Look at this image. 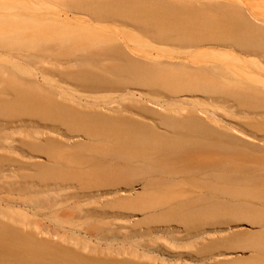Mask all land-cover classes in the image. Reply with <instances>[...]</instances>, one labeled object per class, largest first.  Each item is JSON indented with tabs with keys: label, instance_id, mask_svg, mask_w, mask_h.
<instances>
[{
	"label": "bare ground",
	"instance_id": "1",
	"mask_svg": "<svg viewBox=\"0 0 264 264\" xmlns=\"http://www.w3.org/2000/svg\"><path fill=\"white\" fill-rule=\"evenodd\" d=\"M69 4L68 7L82 10L72 11L75 13H71L73 16L64 15L65 19L74 21L70 24L94 28L88 23L91 21L96 31L99 28L102 32L112 31L116 34L115 28L124 31L128 28L138 35L147 36L149 42L146 43L155 54L144 60L138 56L137 59L130 58L126 55V49L127 53L122 51L124 46L121 48L120 41H116L117 36L113 38L109 33L104 35L102 41L86 45L82 56L69 60L61 61L53 55L34 58L35 55L31 53L0 51V62L9 63L25 76L20 84L6 88L2 86L9 99L0 100V109H11L10 102L14 109L43 107L46 117L40 119L52 123L56 130L47 129L49 131L44 135L57 138L63 147L76 145L89 152L78 163L74 162L76 169L72 165L71 172H76V177L89 176L93 173L91 170L100 167L107 169L108 173L117 167L141 173L138 183L99 191L101 195L98 201H88L81 206L83 209L88 208L107 218V207L123 210L124 206L129 205L127 203L139 196L138 192L143 194L148 190L149 193L152 187L150 193H169L175 198L162 212L182 210L185 203L194 197H209L207 191H200L195 184L200 181L206 185L212 184L211 179L221 174L220 170H225L229 163L225 161L207 169L202 168V172H196L195 177L185 179L191 172L173 160L193 162L199 155H180L177 152L179 145L170 144L172 139L178 140L186 135L216 134L232 143L237 137L235 134H238L254 146L264 149V136L255 140L242 129L244 115L258 116L264 123V28L253 25L240 6L219 0H69ZM194 26L206 35L195 42L188 35ZM210 30L211 33L207 34ZM198 47L220 54L227 63L204 68L189 66V53ZM170 48L172 51L168 54ZM128 54H131L130 50ZM193 79L201 80V85L191 92L182 91L181 87H169L179 81ZM258 83H262L263 87L258 88ZM182 92L188 93V96ZM2 96L5 95L0 94V98H4ZM237 112L242 114L238 115ZM90 123L106 129L97 135L92 132L94 128ZM8 124L11 126L9 129H20L25 122L19 118L8 120ZM98 137L115 148H97L94 141ZM109 141L115 142V145ZM137 143L148 147L137 148L134 146ZM25 166L28 169L32 166L36 173L41 172L37 178L45 183L44 188L63 191L60 187L65 173L41 163L31 166L26 163ZM83 170L87 171L83 173ZM154 176L163 180L161 184H156L161 190L154 188ZM49 182L50 185H46ZM217 200L214 207L218 209L247 212L252 206L264 212V201L260 199L256 204L246 198L235 199L231 195ZM23 213L38 216L31 209ZM128 217L117 222L116 228L119 227L121 231H141L139 222H133L131 214ZM149 217H156V212H152ZM183 221L184 225L178 228V235L186 237L187 244L182 247L197 252V246L200 245L197 241L216 236L218 239H211L209 248L218 250L224 248L233 232L242 229L239 224H232L231 217L199 226L195 219L179 220L181 223ZM263 222L254 223L259 225L260 236L248 247L251 253L264 252ZM24 227V224L19 223V226L9 230L0 224V257L18 264H77L78 260L101 264L104 259L109 264H137L140 263L139 259H144L143 264H182L170 256L168 260L162 258L161 254L159 258L151 256L150 252L156 251L150 248L138 250L140 243H128V236L105 238L96 235L93 241L87 233L78 235L71 232V236H68L35 229L26 233ZM156 240V246L166 251L173 247L182 248L171 244L178 241L174 237L167 245L163 238L157 236ZM259 240L261 243H256ZM225 252H228L227 249ZM211 254L215 257L230 255L223 251Z\"/></svg>",
	"mask_w": 264,
	"mask_h": 264
},
{
	"label": "rangeland",
	"instance_id": "2",
	"mask_svg": "<svg viewBox=\"0 0 264 264\" xmlns=\"http://www.w3.org/2000/svg\"><path fill=\"white\" fill-rule=\"evenodd\" d=\"M219 1L240 6L245 10V15L253 25L258 28H264V0ZM67 4H69V0H0V51H11L22 54L31 53L35 55L34 58L41 55H53L61 61L69 60L82 56L86 45L102 41L105 37L104 35L109 33L111 37L117 36L115 37L116 41L117 39L120 41L118 43L121 45V48L124 46L122 51L125 52L126 49L129 53L130 50L131 54L125 52L127 56H131L130 58L137 59L141 57L144 60L145 57L155 56L147 45L149 38L138 35L137 32L130 31L128 28L125 29L127 31H124L122 28L114 27L116 32H118L116 34L112 31L108 33L102 32L97 27L96 29L99 31H96L91 21L88 23L94 28H83L78 27L76 24H70L74 23V21L68 18L65 19L64 15L73 16L71 13L74 12L72 11H79V9L68 7ZM69 6L72 5L69 4ZM68 10L71 11L68 12ZM79 12H82V10ZM80 16L88 19L85 15ZM208 33H211V30ZM188 35L194 42L206 36L195 26L190 29ZM170 51H172L171 48L168 50V54ZM189 57V66L197 68L222 65L221 62L227 63L223 56L210 52L205 47H198L191 51ZM174 61L176 62V60ZM26 67L29 66L26 65ZM24 78L25 76L12 65L0 62V90L2 86L6 88L7 86L12 87L20 84L19 82ZM200 81L199 79L179 81L169 85V87H181L183 88L182 91L190 90L191 92L192 90H196L198 85H201ZM256 86L262 88L263 84L258 83ZM3 87L0 94L5 96H2L4 98H0V100L7 101L9 97L7 98ZM182 94L188 96L186 92H182ZM11 104L10 102L9 108L11 109H7V111L0 109L1 225H5L10 230L11 227L19 226V223H22L25 225V232L35 229L48 232L55 231L59 235L68 236H71V232L78 235L87 233L92 236L91 240L93 241H95L94 236L96 235L105 238H110L113 235L118 237L128 236L130 237V240L128 239L127 241L128 243H140L137 246L138 250L150 248L156 251L150 252L151 256L159 258V254H161L165 260H168L170 256V258H173V260L177 259L182 264H264V252L254 254L248 248L252 245L253 241H256L257 236H260L258 233L259 225L254 223L264 220V212H259L252 206H250V211L247 212L244 210L233 211L214 207L217 204L216 202H218L217 198L228 197L229 195L235 196V199L238 200L246 198L252 204L259 203V199L264 201L263 148L254 146L248 139L238 134H235L237 137L234 138V142L232 143L225 141L216 134L207 136L186 135V137L178 140L172 139L170 144L175 143L179 145V151L177 152H180V155L190 153L199 155L197 160L193 162L186 161L183 162L184 164L177 161V158V160H173L177 165L186 166L191 172L189 177H184L185 179L195 177V173L202 172L200 171L202 168L207 169L212 165H220L225 161L229 163L225 170H220L221 174H217L214 179H211L212 184L206 185L202 181L195 184L200 191H207L209 197H194L190 199V202L185 203L182 210L162 212L161 210L166 208L175 198L169 193H160L158 191L150 193L151 189L153 190L152 187L149 193L148 190L143 194L138 192L139 196L134 201L127 203L129 204L127 205L128 207L124 206L123 210L121 208L118 211L115 208L107 207L106 209L109 213L106 218L103 215L93 213L88 208L83 209L82 207L88 201H98V196L101 195L99 191L138 183L142 176L139 178L138 175L141 173L138 174V171L134 173L136 170H130L126 167H117L108 173L107 169L100 167L96 170H91L93 173L89 176L76 177L77 173L71 172L73 171L72 165H74V162L78 163L82 157L88 156L89 152L76 145L73 147H63L58 143L57 138L54 139L55 137L44 135L45 132L49 130L53 131L55 128L52 126V123L40 119L46 117V111L43 107H38L39 109L28 107L29 110H21L19 108L14 109V105L13 108ZM237 114L240 115L242 113L237 112ZM18 117L25 122V125L20 129H9L11 126L10 124L7 125L8 120H18ZM242 117L245 119L243 123L244 127H242L244 133L255 140L264 136V123L258 116L244 115ZM90 124L94 128L92 132L97 135L101 134V130L106 129L93 123ZM65 131L66 129L63 130V133ZM237 138H241L242 140ZM95 140L97 141H94V145L99 149L115 148L106 141H102L100 137L95 138ZM109 142L115 145V142ZM134 146L137 148L148 147L138 143ZM118 150L128 151L119 148ZM26 163H29L30 166L34 163H41L45 167L56 168L65 173L66 176L62 179L63 185L60 187L63 188V191L60 192V189L51 190V188H44L45 183L37 178V176L41 175V172L36 173L32 166L30 169L26 168ZM86 171L83 170V173ZM152 181L155 186L154 188L161 190V187L156 186V184H161L163 180L154 176ZM58 183L60 184V182ZM46 185H50V182ZM92 193H95L94 197ZM118 193L122 194L121 192ZM86 195H90V197ZM182 200L185 199L182 198ZM26 209L37 212L38 216L24 214L23 212ZM154 211L156 212V217L150 218L149 216ZM111 213L114 215H110ZM127 214L132 215L133 219H130L133 222H139L138 225L142 229L141 231H130V229L121 231L118 229L119 227L116 228L117 222L129 218ZM226 217H231L232 224H239L242 226V229L233 232L234 234L228 238L224 248L221 247L214 251L209 248L211 239H218L216 236L207 238L205 241H197L200 244L197 246L198 252L195 249L187 250L183 248L187 244V238L178 235V228L184 225V221L182 223L179 222L180 219H195L196 224L199 226L208 225L216 219L222 220ZM145 228L147 230H143ZM241 231L243 232L240 233ZM157 236L166 240V243L164 242L165 245L174 237L178 241L171 242V244L174 243V245L183 247H173L168 249L169 251H166L156 246ZM80 242L82 243V241ZM256 243H261V240ZM262 245H264V240H262ZM125 246L128 247V244H125ZM225 249L228 252H225ZM222 251L230 255L215 257L214 254H211H218ZM139 261L142 264L144 263V259H139ZM104 262L101 264H104ZM140 263L137 262V264ZM0 264L18 263L10 262L6 257H0ZM77 264L92 263L78 260ZM105 264L109 263L105 262Z\"/></svg>",
	"mask_w": 264,
	"mask_h": 264
}]
</instances>
